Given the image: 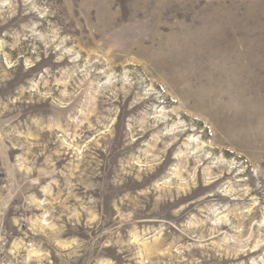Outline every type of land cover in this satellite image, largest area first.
I'll use <instances>...</instances> for the list:
<instances>
[{"label":"rangeland","instance_id":"rangeland-1","mask_svg":"<svg viewBox=\"0 0 264 264\" xmlns=\"http://www.w3.org/2000/svg\"><path fill=\"white\" fill-rule=\"evenodd\" d=\"M0 235L25 264H264V0H0Z\"/></svg>","mask_w":264,"mask_h":264},{"label":"built area","instance_id":"built-area-1","mask_svg":"<svg viewBox=\"0 0 264 264\" xmlns=\"http://www.w3.org/2000/svg\"><path fill=\"white\" fill-rule=\"evenodd\" d=\"M10 251L7 250V242L3 235H0V264H25L16 259L10 258Z\"/></svg>","mask_w":264,"mask_h":264},{"label":"bare ground","instance_id":"bare-ground-1","mask_svg":"<svg viewBox=\"0 0 264 264\" xmlns=\"http://www.w3.org/2000/svg\"><path fill=\"white\" fill-rule=\"evenodd\" d=\"M32 251H34V250H32Z\"/></svg>","mask_w":264,"mask_h":264}]
</instances>
